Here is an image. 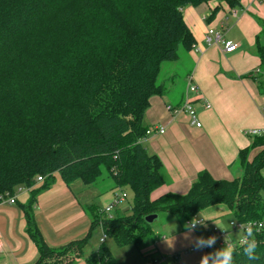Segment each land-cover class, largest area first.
<instances>
[{
    "label": "trees",
    "instance_id": "obj_1",
    "mask_svg": "<svg viewBox=\"0 0 264 264\" xmlns=\"http://www.w3.org/2000/svg\"><path fill=\"white\" fill-rule=\"evenodd\" d=\"M207 1L0 0V196L29 189L31 197L21 207L39 252L36 264H75L97 228L119 247L142 250L156 239L144 221L152 214L190 223L205 209L224 205L238 223L264 221V135L251 137V145L239 153L241 177L216 180L203 171L187 194L152 199L165 185L166 171L143 145L145 112L151 99L167 95L174 83L161 79L164 65L177 62L180 49L187 54L194 47L183 10ZM257 53L263 77L264 43ZM252 77L264 94V81ZM55 175L67 186L79 181L100 193L128 189L131 213L110 217L87 206L88 234L50 248L34 204ZM38 177L43 178L39 188ZM255 238L257 258L249 260L237 248L233 264H264V228ZM144 255L148 264L156 259L155 252ZM84 264L118 262L101 243Z\"/></svg>",
    "mask_w": 264,
    "mask_h": 264
},
{
    "label": "crops",
    "instance_id": "obj_2",
    "mask_svg": "<svg viewBox=\"0 0 264 264\" xmlns=\"http://www.w3.org/2000/svg\"><path fill=\"white\" fill-rule=\"evenodd\" d=\"M183 15L195 39L193 49L187 53L193 66L176 89L171 82L167 95L151 99L144 117L147 129L165 130L162 135L142 139L148 153L157 155L166 171V183L152 194L153 200L168 193L187 194L203 171L216 180L241 177L243 168L237 159L252 143L247 132L264 129V94L252 77L264 80L257 53L258 46L264 43V0H236L233 5L208 0L198 7L185 8ZM208 28L222 31L227 41L237 45L236 51L225 53L220 45L208 46ZM189 82L199 88V93L187 91ZM186 102L198 114L200 128L192 124L187 112L180 111ZM206 104L211 108L206 109ZM256 153L254 150L250 159ZM40 186L42 183L37 184V188ZM109 191L116 193L115 188L100 193L79 181L67 186L55 175L53 184L38 193L34 204L35 220L48 246L58 249L84 238L91 227L86 207ZM30 197V191L25 190L16 194L15 204L0 205V264H36L39 260L21 207ZM230 216L233 217L224 205L209 207L193 217L201 222L195 229L189 226L193 219L178 224L168 216L152 225L154 243L142 250L135 246L121 248L127 249L126 255L133 259L128 264H148L144 254L151 251L159 264H196L205 256L209 260L229 243H237L222 231L225 238L217 239L211 249L199 247L200 241H208L215 230L222 228L221 220ZM215 223L220 226L211 229ZM231 223L232 220L230 226ZM85 249L75 264H84L89 255H85Z\"/></svg>",
    "mask_w": 264,
    "mask_h": 264
},
{
    "label": "rangeland",
    "instance_id": "obj_3",
    "mask_svg": "<svg viewBox=\"0 0 264 264\" xmlns=\"http://www.w3.org/2000/svg\"><path fill=\"white\" fill-rule=\"evenodd\" d=\"M179 57H180V59L177 62H168V63H166L164 65V67H163V73L161 75V79L167 85L170 83V79L173 78L174 79V83L173 84L175 85V89H176V87H178L179 85L182 84L183 78L185 77L186 73L193 66V64L190 61L188 55L186 54V52L183 49L179 50ZM252 152L250 153V156H251ZM124 191L127 194V198L125 200H123L118 205V207H116L115 209L107 211L109 209V207L116 200V195H115L116 193L114 194L111 191L106 192L104 194H101L99 197L93 199V205H94L95 209H97L98 211H100V210L103 211L104 210V211H106L108 216H111V217H116L117 215H122V216L129 215L131 213V207L134 204L133 195L130 192V190H128V189H126ZM120 192L121 191H119L118 194ZM119 195L121 197V193ZM168 216H171V215H163V216H161L159 221H158V224L163 222V219L167 218ZM200 217H201V215H200ZM175 219L178 221V224H181V223L183 224L184 223L183 220H181V219H178V218H175ZM231 220L235 224H239L236 221V219L233 218L232 216L225 217L223 220H221V225H223V226L220 229V231H224L227 235H231V237L237 242L239 240V237H240V235L242 234L243 231L242 230L233 231L232 227L229 224V222ZM203 222H204V220H203ZM204 224H206V223L204 222ZM218 225L219 224L215 223V225L211 224L210 226H211V229H213L215 227L218 228ZM101 238H103V231H102L101 228H97L93 232L92 237H91V239L89 241V244H88V246L85 249V255H88V254H91L92 252H96L97 251L98 247L101 244L100 243V239ZM217 242H218L217 239H215L214 243L216 244ZM106 245L108 246L109 250L112 252L114 258L117 259V261L120 264H128L131 260H133L132 258H130V257H128L126 255V254H128L127 253L128 252L127 249H124V248H121V247L117 246L113 240H111V239L106 240Z\"/></svg>",
    "mask_w": 264,
    "mask_h": 264
},
{
    "label": "built area",
    "instance_id": "obj_4",
    "mask_svg": "<svg viewBox=\"0 0 264 264\" xmlns=\"http://www.w3.org/2000/svg\"><path fill=\"white\" fill-rule=\"evenodd\" d=\"M205 41L207 43L208 46H212V45H220L223 47V50L225 53H233L236 51L237 49V45L231 41H227L224 37V33L220 30H216L214 28H208L206 31V35H205ZM187 91L191 92V93H199V88L192 84L191 82H189L188 87H187ZM206 109H210L211 106L210 104H206L205 105ZM170 109V108H169ZM179 111V110H178ZM180 111H185L188 113L191 122L193 125H195L197 128L201 127V123L198 120V114L196 113V111L190 106L189 103H185L181 108ZM165 133V130L163 128H159L158 130L156 129H147L146 131V136L145 138L148 137H152L155 135H162ZM247 135L250 137H255V136H263L264 135V129H254L251 130L249 132H247ZM43 181L42 177H38L37 178V182L41 183ZM25 190H29L27 188L24 187H20L17 189L16 193L13 195H2L0 196V205L1 204H15L16 203V194L17 193H21L22 191ZM121 193V197L120 194ZM119 194L116 195V200L115 202L109 207V209L107 211H110L114 208H116L123 200H125L127 198V194L123 191H121ZM106 212V211H105ZM195 224L190 223L189 226L191 229H195L197 227V225H199L201 222L198 220H195ZM246 223H239V224H235L234 222L231 223V226L233 229H237V230H242L244 228V225ZM255 227L260 231L261 229L264 228V221H260V222H256ZM225 233L219 230H215L210 238H215V239H224L225 238ZM107 237L103 234V238L100 239V243H105ZM199 247L205 248V249H211L213 247V243L211 245L204 243V244H200ZM149 264H159L158 260H153L151 263Z\"/></svg>",
    "mask_w": 264,
    "mask_h": 264
},
{
    "label": "clouds",
    "instance_id": "obj_5",
    "mask_svg": "<svg viewBox=\"0 0 264 264\" xmlns=\"http://www.w3.org/2000/svg\"><path fill=\"white\" fill-rule=\"evenodd\" d=\"M134 146V145H133ZM195 220L192 221L195 224ZM256 221L249 220L243 228V232L239 237V240L236 244L229 243L224 249L218 251L215 256L216 259L213 261V264H233V255L236 252L237 248H242L243 254L249 260H255L257 258L256 251L258 248V242L255 238V234L259 231L255 227ZM187 227V225L185 226ZM215 238H210L208 241L201 240L200 243H207L211 245L214 243ZM202 264H208V257L205 256L202 260Z\"/></svg>",
    "mask_w": 264,
    "mask_h": 264
},
{
    "label": "water",
    "instance_id": "obj_6",
    "mask_svg": "<svg viewBox=\"0 0 264 264\" xmlns=\"http://www.w3.org/2000/svg\"><path fill=\"white\" fill-rule=\"evenodd\" d=\"M159 216L156 214H152V215H148L144 217V221L148 224V225H153L155 222L159 221Z\"/></svg>",
    "mask_w": 264,
    "mask_h": 264
}]
</instances>
